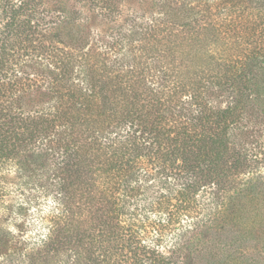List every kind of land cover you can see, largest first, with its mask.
Here are the masks:
<instances>
[{"label": "trees", "instance_id": "1", "mask_svg": "<svg viewBox=\"0 0 264 264\" xmlns=\"http://www.w3.org/2000/svg\"><path fill=\"white\" fill-rule=\"evenodd\" d=\"M44 1L0 0V264H186L181 236L223 237L264 179V0H159L145 23L78 0L142 29L113 39L51 36ZM36 58L53 70L19 78ZM40 81L50 107L22 112Z\"/></svg>", "mask_w": 264, "mask_h": 264}, {"label": "rangeland", "instance_id": "2", "mask_svg": "<svg viewBox=\"0 0 264 264\" xmlns=\"http://www.w3.org/2000/svg\"><path fill=\"white\" fill-rule=\"evenodd\" d=\"M125 1V6H129L132 9L131 11H134L137 16L138 23L151 22L152 18L157 19L160 16L159 0ZM44 3L52 12V16H59L57 20H54L57 23L50 30L51 36H55L57 32L66 35L70 32H79L81 30V34L83 31L91 30L96 35L113 39L132 32L128 24H123L122 22L116 24L102 16L98 9L88 7L78 0H45ZM74 14H78L79 17L75 19L72 16ZM3 15L0 7V40L3 39V26L6 23ZM126 15L128 17V14ZM120 29L122 30L120 31ZM138 31L133 29V34ZM133 34L131 33L130 35ZM134 38L140 39L141 36L137 35ZM28 60L22 65H14L13 70L18 73L19 78L32 76L34 74L33 69L44 71L46 76V71L54 68L48 60L43 61L40 58L31 59L29 62ZM51 92L52 87L43 81L36 83L33 88L27 89L26 87L25 92L17 96V107L27 114L44 112L50 107L49 98L52 95ZM224 105L225 103L222 106ZM27 156L29 158L32 157L31 154ZM255 181L253 180L252 182ZM257 182H259L258 186H254V183H246L242 187L243 189L249 188L250 192H246L242 199L235 200H238L237 204L241 210H236L230 214L229 219L232 222L228 225L230 230L223 237L219 238V235L215 234L214 229L209 226L202 228L197 236L193 234L181 236L180 243L183 242L184 247L182 256L186 264H264V232H260L259 226L254 224L252 210L257 205L264 209V179L260 178ZM246 215L250 218L244 220ZM238 217L242 221L239 225H236L235 222ZM262 217L264 218V215ZM218 224L226 227L224 224L221 225V221ZM233 227L234 229L236 228L235 234L231 230Z\"/></svg>", "mask_w": 264, "mask_h": 264}]
</instances>
